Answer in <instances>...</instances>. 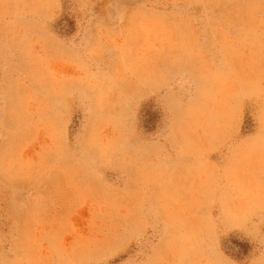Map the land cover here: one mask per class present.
<instances>
[{
  "label": "rangeland",
  "instance_id": "1",
  "mask_svg": "<svg viewBox=\"0 0 264 264\" xmlns=\"http://www.w3.org/2000/svg\"><path fill=\"white\" fill-rule=\"evenodd\" d=\"M0 264H264V0H0Z\"/></svg>",
  "mask_w": 264,
  "mask_h": 264
},
{
  "label": "trees",
  "instance_id": "2",
  "mask_svg": "<svg viewBox=\"0 0 264 264\" xmlns=\"http://www.w3.org/2000/svg\"><path fill=\"white\" fill-rule=\"evenodd\" d=\"M148 123H149V121H148Z\"/></svg>",
  "mask_w": 264,
  "mask_h": 264
}]
</instances>
